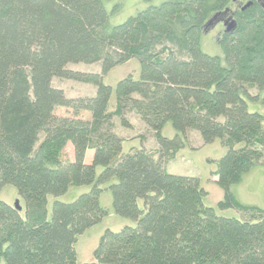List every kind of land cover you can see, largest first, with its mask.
Here are the masks:
<instances>
[{"label":"trees","instance_id":"16d2710c","mask_svg":"<svg viewBox=\"0 0 264 264\" xmlns=\"http://www.w3.org/2000/svg\"><path fill=\"white\" fill-rule=\"evenodd\" d=\"M229 2H165L112 26L102 0H0V190L15 188L20 208L0 201V262L76 264L78 236L108 216L99 197L109 191L113 213L135 227L106 231L85 264H264V210L240 205L232 193L264 165L263 117L246 103L264 107V17L251 14L219 39L223 59L201 50L208 19ZM132 59L138 78L116 84L110 109L113 90L103 76ZM98 62L100 74L66 69ZM53 78L92 84L95 95L67 98ZM57 107L91 115L59 116ZM128 112L153 131L154 152H123L112 120L127 127ZM168 123L225 148L214 161L216 208L203 204L199 178L166 171L186 145L185 136L161 135ZM68 143L71 161L62 159ZM80 186L90 190L53 202L48 219V197ZM229 209L244 218L217 212Z\"/></svg>","mask_w":264,"mask_h":264},{"label":"rangeland","instance_id":"374dc122","mask_svg":"<svg viewBox=\"0 0 264 264\" xmlns=\"http://www.w3.org/2000/svg\"><path fill=\"white\" fill-rule=\"evenodd\" d=\"M172 1L175 0H102L104 9L109 16V23L112 26L123 23L128 18L136 16L148 7H157L162 3ZM217 31V29H214L204 34L201 40V50L209 56H218L223 59V54L218 46L219 36L217 35ZM66 69L86 74H100L101 65L99 62L93 64H68ZM130 74L135 79L138 78L139 64L135 59L130 60L125 65L112 69L103 76V83L110 86L113 90L110 99V109H113L115 105L114 89L116 84ZM52 86L62 90L67 98L92 97L96 92V88L92 84L63 78H53ZM245 88L251 96L258 94V90L254 87L245 85ZM260 97H264V92L260 93ZM246 103L250 112H258L262 115L263 121L261 125L264 130V107L260 103L251 102L248 99H246ZM54 112L59 116L77 119L88 118V115H91L89 112L58 107L55 108ZM125 119L128 121L127 127L122 126L120 120L116 117L112 120L114 133L124 140L123 152L128 153L132 148H145L148 151L154 152L157 144L153 131L148 129L133 112H128L125 115ZM161 135L167 139H173L177 135L179 138L185 136V147L174 156V159L166 163V171L174 175L199 178L200 186L207 192L203 204L216 208V203L222 199V191L215 183L216 177L213 173L216 170V164L214 161L219 160L225 153V148L221 145L220 140L216 139L206 144L197 131L188 130L183 135L180 132H175L169 123L163 127ZM91 155L92 152L89 151L86 158L88 161L92 157ZM62 159L66 161L73 160V147L71 143H68L64 148ZM99 172L100 168L96 170L97 174ZM89 190L88 186L73 187L58 197L49 196L47 218H51L53 202L69 203ZM232 193L240 205L264 210V165L257 166L246 174L238 185L232 187ZM15 200H17L15 188L6 185L0 190V201L13 205ZM99 204L109 214L101 222L78 236V240L74 246L76 264L94 262L93 251L106 231L119 232L124 227H135L134 221L118 217L113 213L112 195L109 191H105L100 195ZM217 212L220 216L228 218H244L243 213L234 209L223 212L217 210ZM0 264H4L3 261Z\"/></svg>","mask_w":264,"mask_h":264},{"label":"flooded vegetation","instance_id":"af4514ba","mask_svg":"<svg viewBox=\"0 0 264 264\" xmlns=\"http://www.w3.org/2000/svg\"><path fill=\"white\" fill-rule=\"evenodd\" d=\"M251 14L264 17V0H230L229 4L220 12L213 14L206 23V31L217 29L221 39L234 32L239 21ZM230 26L233 28L227 30Z\"/></svg>","mask_w":264,"mask_h":264},{"label":"water","instance_id":"95a60500","mask_svg":"<svg viewBox=\"0 0 264 264\" xmlns=\"http://www.w3.org/2000/svg\"><path fill=\"white\" fill-rule=\"evenodd\" d=\"M232 28H233V27L230 26L227 30L229 31V30H231ZM14 207L17 208V210H20V208H19V206H18V200H15V202H14Z\"/></svg>","mask_w":264,"mask_h":264},{"label":"crops","instance_id":"0c3cea01","mask_svg":"<svg viewBox=\"0 0 264 264\" xmlns=\"http://www.w3.org/2000/svg\"><path fill=\"white\" fill-rule=\"evenodd\" d=\"M87 158V157H86ZM91 158V157H90Z\"/></svg>","mask_w":264,"mask_h":264}]
</instances>
